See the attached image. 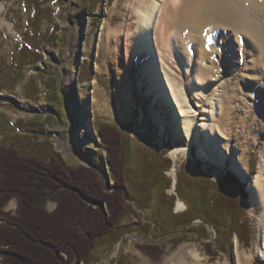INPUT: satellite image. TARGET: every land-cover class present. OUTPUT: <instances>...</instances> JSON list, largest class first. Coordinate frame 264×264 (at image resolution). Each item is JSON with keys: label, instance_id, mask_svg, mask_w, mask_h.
Listing matches in <instances>:
<instances>
[{"label": "rangeland", "instance_id": "1", "mask_svg": "<svg viewBox=\"0 0 264 264\" xmlns=\"http://www.w3.org/2000/svg\"><path fill=\"white\" fill-rule=\"evenodd\" d=\"M86 2L91 4L92 12L85 9ZM33 4L39 7L35 11ZM139 4L138 0H0V144L14 142L24 156L48 159L52 154H59L70 165L77 167L90 168L88 157L101 161L106 179L113 186L106 169L109 166L107 153L100 144L98 134L92 132L88 123L91 108L94 119L99 123L119 125L127 130H122L123 139L127 140L123 158L125 173L135 198L130 200L136 203L129 204L122 223L129 226L118 230L116 234L119 238L114 235L117 245L113 254L98 264L106 261L105 264L113 261L114 264H164L167 258L184 246L199 255V264H237L233 248L235 238L239 242L241 263H264V259L256 254L261 211L258 206H252L249 186L233 172L230 162L223 167L202 160L198 156L202 149L198 143L192 146L190 154L182 153L175 159L172 153L180 142L167 116L154 103V96L149 94L145 76L142 73L137 75L139 89L133 85L134 75L140 72L137 66L140 58L134 57L131 51L127 54L126 46L132 47L135 43ZM29 18L34 21L29 28L38 38L35 45L42 46L39 43L41 39L45 44L38 49L39 54L29 52L25 54V60L13 64L15 47L26 42L23 27ZM60 30L65 33L64 42L60 39ZM39 57L40 61L37 62ZM131 59L132 67L129 68L128 61ZM16 63L18 66L14 67ZM44 69L56 74L58 81L55 83L52 78L49 79ZM242 72L240 70L233 74L234 86L237 85L238 74ZM71 76L78 78L86 94L76 87L71 97L69 90L71 83H74L73 79L71 82L68 80ZM256 76L253 74V77ZM48 81L51 84L49 87L46 86ZM41 82L45 83L44 90ZM54 84L59 90V98L52 96L51 100H46V95L54 90ZM244 89L248 93L244 97L237 96L234 101L230 136L234 146L243 147L244 162L250 173L255 174L261 165L264 150V132L261 131L264 98L262 93L246 82ZM127 93L131 94L134 106L130 114L122 117L116 102L124 103ZM164 96L169 97L168 90ZM170 97L176 104L172 94ZM82 107L88 117L86 121L81 116ZM170 163L172 167L168 169ZM181 171H186L182 173L189 183L193 181L198 185L204 177L209 184V195L214 200L221 196L223 177L227 173L234 176L241 186L232 189L237 192L243 187L245 193L244 200L240 202L244 210H239L238 224L248 227L241 229V238L239 231H235L227 246L219 240L218 230L211 225L213 231H210L199 218L194 220L198 222L194 226L199 227L191 230L189 228L192 226L185 229L177 223L175 218L186 217L188 212L187 206L179 210L177 204L178 201L183 202L177 193ZM56 207V203L50 202L47 209L54 211ZM16 209V200L7 204V211ZM138 221L140 224L135 226L134 223ZM146 222L149 223L147 226ZM177 224L179 228H175ZM146 230L152 231L153 235L150 236ZM138 232L145 237L138 235ZM162 232L171 233L161 238ZM227 235L229 238V233ZM146 244L163 251L159 260L152 259L140 249ZM110 248L105 241L97 248V254L102 256Z\"/></svg>", "mask_w": 264, "mask_h": 264}, {"label": "bare ground", "instance_id": "2", "mask_svg": "<svg viewBox=\"0 0 264 264\" xmlns=\"http://www.w3.org/2000/svg\"><path fill=\"white\" fill-rule=\"evenodd\" d=\"M138 1L135 43L126 46L127 54L131 51L140 58V72L134 75L133 85L140 88L137 75L142 73L149 94L167 116L180 142L172 153L175 159L182 153L190 154L192 146L198 143L202 160L223 167L230 162L233 172L249 186L252 206L261 211L256 254L264 259V150L259 169L251 174L244 162L245 151L242 146L233 145L229 128L235 99L248 93L245 82L264 98V0ZM132 59L128 61L129 68ZM240 70L243 72L238 74L234 86L232 76ZM72 79L71 97L76 87L86 94L78 78L68 80ZM167 90L176 104L171 97L164 96ZM133 106L130 93L125 94L124 103L116 102L122 117L130 114ZM81 113L83 121L88 120L85 108ZM261 129L264 132V124ZM184 208L185 204L179 201L178 209ZM234 240L235 262L243 264L238 239ZM199 260V255L184 246L164 264H199Z\"/></svg>", "mask_w": 264, "mask_h": 264}, {"label": "trees", "instance_id": "3", "mask_svg": "<svg viewBox=\"0 0 264 264\" xmlns=\"http://www.w3.org/2000/svg\"><path fill=\"white\" fill-rule=\"evenodd\" d=\"M36 7L33 4L34 11ZM86 8L89 12L93 11L88 2L85 4ZM33 25L34 21L29 18L23 27L26 42L15 47L13 64L16 61L21 63L29 52L39 54L38 49L45 44L44 39H41L39 43L42 46L35 45L38 38L29 28ZM58 29L57 26V32ZM59 34L64 42L65 33L60 30ZM37 60L39 62L40 57ZM21 66L24 67L23 63ZM43 72L55 83L58 81L56 74L45 69ZM50 85L48 81L46 86ZM46 86L41 82L43 90ZM52 87L54 90L46 95V100H51L52 96L59 98L57 85ZM94 126L101 146L107 153L113 186L106 179L101 161L88 157L91 161L90 168L77 167L70 165L59 154H52L48 159L24 156L16 143L0 144V264H98L103 258L113 254L117 245L114 235L118 230L129 226L122 223L129 204L133 202L130 200L133 194L123 158L127 141H124L123 131L127 130L119 125L99 123L96 119ZM170 167L171 163L168 169ZM182 172L186 171H181L178 175L177 193L188 207V212L186 217H176L177 223L187 227L199 218L215 227L219 232V240L227 246L235 231H239L241 238V229L248 227L246 224H238V215H241L239 210H244L240 202L244 200L245 193L243 187L237 192L232 189L241 186L234 176L227 173L223 177L220 184L221 196L214 200L209 195V184L204 177L197 185L196 182L186 181ZM12 200L17 201V209L7 211V204ZM50 202L57 204L52 212L47 209ZM147 222L146 226L149 224ZM139 224L140 221L134 223L135 226ZM178 224L175 228H179ZM196 227L192 226L189 230ZM145 232L153 235L150 230ZM171 232H162V237H159L164 238ZM138 235L145 237L139 232ZM105 241L112 249L100 256L97 248ZM140 249L155 260H159L163 253L158 247L148 244ZM221 251L226 252L225 249ZM114 263L115 261L110 264Z\"/></svg>", "mask_w": 264, "mask_h": 264}, {"label": "water", "instance_id": "4", "mask_svg": "<svg viewBox=\"0 0 264 264\" xmlns=\"http://www.w3.org/2000/svg\"><path fill=\"white\" fill-rule=\"evenodd\" d=\"M89 117H90V127H91V130L94 134L97 135L96 131H95V128H94V124H93V121H94V117H93V112L91 110V108L89 109ZM108 168V176L110 177V172H109V166L107 165ZM198 222H192L189 226H187L185 229H188L190 226H194V225H197ZM203 225H205L210 231H213V227L209 224H206L205 222H203ZM214 241H216V239H214ZM110 260V259H109ZM107 262V261H106ZM106 262L102 263V264H105Z\"/></svg>", "mask_w": 264, "mask_h": 264}]
</instances>
